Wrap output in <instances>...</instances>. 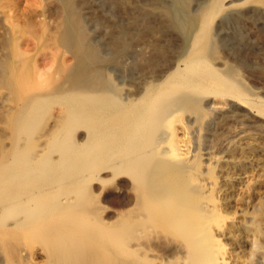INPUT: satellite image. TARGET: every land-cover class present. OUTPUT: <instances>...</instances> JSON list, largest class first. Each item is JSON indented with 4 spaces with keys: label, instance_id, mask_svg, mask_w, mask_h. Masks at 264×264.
<instances>
[{
    "label": "bare ground",
    "instance_id": "6f19581e",
    "mask_svg": "<svg viewBox=\"0 0 264 264\" xmlns=\"http://www.w3.org/2000/svg\"><path fill=\"white\" fill-rule=\"evenodd\" d=\"M0 264H264V0H0Z\"/></svg>",
    "mask_w": 264,
    "mask_h": 264
},
{
    "label": "rangeland",
    "instance_id": "374dc122",
    "mask_svg": "<svg viewBox=\"0 0 264 264\" xmlns=\"http://www.w3.org/2000/svg\"><path fill=\"white\" fill-rule=\"evenodd\" d=\"M24 5H26V1L22 2L21 8H23ZM90 19L93 20V16ZM94 23H97L96 26L94 25ZM92 24H91L92 25L91 29L95 28V30H94L95 34L96 33L99 35L102 34L103 37H109L110 36V34L108 33L109 30L107 29L108 27H106V25H104V23H102V25H101V23L99 24V22L94 21V22H92ZM104 28H106V29H104ZM36 30H37V28H36ZM104 32H106V33H104ZM91 33H93V32H91ZM125 69L127 70V72L125 71ZM107 73H108V76L110 75L109 78L111 77L110 79L112 80V82H114V84L118 85L120 88L122 87V89H121L122 92H124L126 89H129V83H130L129 82V55L126 56L125 58H123L122 62L120 60L117 67H115V68L110 67L109 69H107ZM107 177L109 179L110 175L109 176L107 175L106 178H105V175H103V178L106 180H107ZM111 183H112V181H108V180H107V182H104V184L99 183L98 188H97V190L95 189L96 191L94 193L96 195H98V199L102 202L101 205H102L104 211H107L108 213L111 214L110 217H113L112 212H118V211L126 208V204L129 201V196H128L129 184H128V181H124V182L122 181L121 185H124V183H125V186L120 185L118 188L115 189V188H113ZM126 184H127V186H126ZM121 187L123 190L121 189Z\"/></svg>",
    "mask_w": 264,
    "mask_h": 264
}]
</instances>
